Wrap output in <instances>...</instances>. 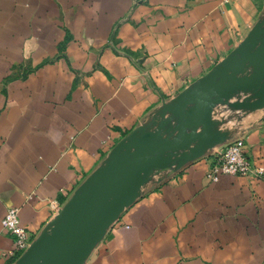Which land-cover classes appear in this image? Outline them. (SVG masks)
Wrapping results in <instances>:
<instances>
[{
    "label": "crops",
    "instance_id": "0c3cea01",
    "mask_svg": "<svg viewBox=\"0 0 264 264\" xmlns=\"http://www.w3.org/2000/svg\"><path fill=\"white\" fill-rule=\"evenodd\" d=\"M263 15L264 0H0V264H18L7 208L35 240L51 202L63 208L133 130L155 131L163 103ZM226 108L212 114L235 122L220 146L240 140L264 170V106ZM209 151L153 172L85 264H264V175L213 182Z\"/></svg>",
    "mask_w": 264,
    "mask_h": 264
},
{
    "label": "water",
    "instance_id": "95a60500",
    "mask_svg": "<svg viewBox=\"0 0 264 264\" xmlns=\"http://www.w3.org/2000/svg\"><path fill=\"white\" fill-rule=\"evenodd\" d=\"M239 93L248 96L232 101ZM221 105L236 111L264 106V15L214 69L163 103L155 131L138 127L115 144L18 264H85L153 172L181 168L223 144L226 131L212 118Z\"/></svg>",
    "mask_w": 264,
    "mask_h": 264
},
{
    "label": "built area",
    "instance_id": "2783aa9c",
    "mask_svg": "<svg viewBox=\"0 0 264 264\" xmlns=\"http://www.w3.org/2000/svg\"><path fill=\"white\" fill-rule=\"evenodd\" d=\"M206 158L209 161L206 177L213 182L217 181L220 174L257 179L262 178L264 175L263 168L253 166L248 160L240 140H234L211 149L206 154ZM50 206L52 219H54L58 216L60 207L56 202H51ZM18 213L17 208L9 207L6 209L1 221L3 232L13 238L12 248L8 252V255L12 258H19L32 242L28 231L20 225Z\"/></svg>",
    "mask_w": 264,
    "mask_h": 264
},
{
    "label": "rangeland",
    "instance_id": "374dc122",
    "mask_svg": "<svg viewBox=\"0 0 264 264\" xmlns=\"http://www.w3.org/2000/svg\"><path fill=\"white\" fill-rule=\"evenodd\" d=\"M227 110H231V109H229V108H226ZM217 112V111H216ZM217 114V113H216ZM214 117H215V113H214ZM219 119H220V117L218 116L217 118H216V120L218 121V123H219ZM226 123H222V121L219 123V124H217V128H220V129H224V128H234V124H235V122H227V121H225ZM226 124V125H225ZM226 126V127H225Z\"/></svg>",
    "mask_w": 264,
    "mask_h": 264
}]
</instances>
